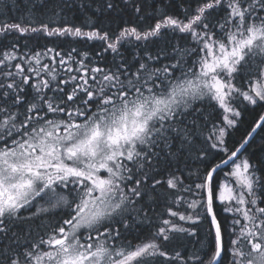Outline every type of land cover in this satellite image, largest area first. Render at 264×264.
<instances>
[{"label":"snow or ice","instance_id":"1","mask_svg":"<svg viewBox=\"0 0 264 264\" xmlns=\"http://www.w3.org/2000/svg\"><path fill=\"white\" fill-rule=\"evenodd\" d=\"M0 264H264V0H0Z\"/></svg>","mask_w":264,"mask_h":264},{"label":"trees","instance_id":"2","mask_svg":"<svg viewBox=\"0 0 264 264\" xmlns=\"http://www.w3.org/2000/svg\"><path fill=\"white\" fill-rule=\"evenodd\" d=\"M9 6L11 7V0H9ZM23 9V5H21V9L20 10H16V11H12L10 12V16L12 17V20L14 21L16 17H18L21 13ZM52 43H56V41L54 40V38L51 41ZM21 43H24V41H21ZM30 43H36V41H31ZM41 44L45 43V41H40ZM65 47H69V46H77V45H70L69 42L65 41L64 42ZM81 48H85L88 47V45L85 44H80L78 45ZM94 46V45H93ZM251 119V117H249L248 119H246L244 121V123L241 125V127L239 129H237L234 133H232V135L229 137V146H232V141L233 140H239L242 138V134L245 131V128L248 126V120Z\"/></svg>","mask_w":264,"mask_h":264}]
</instances>
